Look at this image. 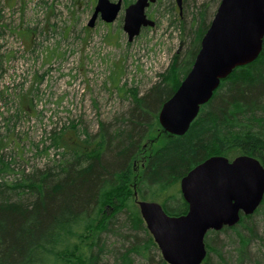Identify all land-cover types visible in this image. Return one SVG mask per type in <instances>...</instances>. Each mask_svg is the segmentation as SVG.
Returning a JSON list of instances; mask_svg holds the SVG:
<instances>
[{"label": "trees", "instance_id": "16d2710c", "mask_svg": "<svg viewBox=\"0 0 264 264\" xmlns=\"http://www.w3.org/2000/svg\"><path fill=\"white\" fill-rule=\"evenodd\" d=\"M204 16L200 9L193 17L198 25L184 59L177 63L174 56L171 70L161 73L144 94L129 90L127 112L112 123H100L95 133L75 125L53 132L51 144L60 149L58 160L0 180V264H137L135 258L145 257L154 241L138 239L136 234L144 223L130 189L132 182L142 199L157 201L175 216L188 206L179 189L180 178L205 158L247 154L264 167L263 36L259 55L222 78L185 133L166 134L147 154L135 181L131 177L146 138L159 126L161 104L192 65L209 25ZM9 168L0 159V174L10 173ZM258 213L264 215V195L253 213L241 215L234 225L208 230L204 239L216 231H230L226 235L236 243L233 248L239 259L251 257L247 246L254 226L245 222ZM210 241L206 252L217 251L226 264L221 247L218 252ZM258 261L253 264H264ZM142 264L168 263L162 257L153 263L148 257Z\"/></svg>", "mask_w": 264, "mask_h": 264}, {"label": "rangeland", "instance_id": "374dc122", "mask_svg": "<svg viewBox=\"0 0 264 264\" xmlns=\"http://www.w3.org/2000/svg\"><path fill=\"white\" fill-rule=\"evenodd\" d=\"M95 3L0 0V159L12 170L1 173L0 180L58 160L60 149L51 144L53 132L75 125L80 131L95 133L100 123H112L127 112L129 90L144 94L161 79V73L171 70L174 56L177 63L184 59L198 25L194 15L203 9L208 25L219 0H155L146 9L154 25L142 28L131 41L122 29L124 7L112 22L98 17L88 26ZM158 125L133 162L132 179L140 173L147 154L171 134ZM130 189L135 203L144 200L135 182ZM245 224L254 226L255 234L247 246L251 257L239 259L233 248L236 243L226 235L230 231L210 233L205 245L210 238L218 252L221 247L226 264L263 263L264 215L255 214ZM143 227L136 231L138 239L153 240L145 224ZM148 257L153 263L161 258L155 242L135 263H145ZM203 260L200 264H224L213 249Z\"/></svg>", "mask_w": 264, "mask_h": 264}, {"label": "water", "instance_id": "95a60500", "mask_svg": "<svg viewBox=\"0 0 264 264\" xmlns=\"http://www.w3.org/2000/svg\"><path fill=\"white\" fill-rule=\"evenodd\" d=\"M154 1L135 0L123 8L122 29L128 41L143 27L154 25L145 13ZM121 7V0H96L88 26L98 17L112 22ZM263 36L264 0H219L191 67L161 104L157 120L163 130L173 135L185 133L220 80L259 55ZM179 189L188 205L184 214L169 215L157 201L137 200L136 204L166 263L200 264L206 255L204 236L208 230L234 225L241 215L253 213L260 205L264 167L247 154L231 159L212 155L180 178Z\"/></svg>", "mask_w": 264, "mask_h": 264}, {"label": "flooded vegetation", "instance_id": "af4514ba", "mask_svg": "<svg viewBox=\"0 0 264 264\" xmlns=\"http://www.w3.org/2000/svg\"><path fill=\"white\" fill-rule=\"evenodd\" d=\"M150 4H151V3H150ZM150 4H149V6H150ZM127 5H128V4H127ZM125 6H126V5H122V7H125ZM149 6H148V7H149ZM122 7H121V9H122ZM148 7H147V8H148ZM147 8H146V9H147ZM146 9H145V13H146ZM146 15H147V13H146ZM147 17H149V16L147 15ZM187 208H188V206H187Z\"/></svg>", "mask_w": 264, "mask_h": 264}]
</instances>
